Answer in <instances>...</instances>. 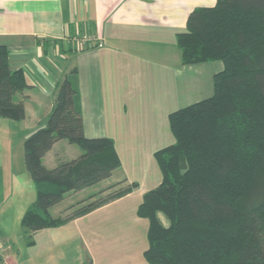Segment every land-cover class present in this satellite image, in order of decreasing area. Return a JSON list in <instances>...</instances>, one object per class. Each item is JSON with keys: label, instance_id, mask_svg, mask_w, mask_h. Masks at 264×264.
<instances>
[{"label": "trees", "instance_id": "obj_1", "mask_svg": "<svg viewBox=\"0 0 264 264\" xmlns=\"http://www.w3.org/2000/svg\"><path fill=\"white\" fill-rule=\"evenodd\" d=\"M176 42L182 65L221 61L223 68L212 78L211 96L168 116L175 141L154 153L161 181L137 208L148 221L144 258L148 264H264V0L196 8ZM76 76L72 69L57 83L46 123L23 142L36 192L21 219L29 243L36 232L83 217L136 186L90 199L72 215H51L67 193L109 178L121 164L112 139L85 136ZM29 87L0 45V119H25L17 95ZM61 140L81 153L47 168L43 158Z\"/></svg>", "mask_w": 264, "mask_h": 264}, {"label": "crops", "instance_id": "obj_2", "mask_svg": "<svg viewBox=\"0 0 264 264\" xmlns=\"http://www.w3.org/2000/svg\"><path fill=\"white\" fill-rule=\"evenodd\" d=\"M215 3L216 0H0V45L7 48L10 68L21 69L30 85L17 95L24 102L25 119H0V264H77L89 260L92 264H148L143 255L147 243L139 245L140 236L134 243L105 242L106 232L116 231L113 219L105 217L118 216L117 210H123L114 206L124 202L131 192L71 220L79 228H75L72 239V234H60L69 228L67 222L36 232L29 243L21 227L28 204L17 209L14 202V161L16 158L19 164L17 177L24 176V158L18 156L20 147L16 153L13 149L11 131L20 125L17 131L24 139L28 135L25 132L31 133L46 123L57 83L76 69L86 137L112 139L120 163L122 153L134 152L137 145H159L161 129L167 128L171 111L183 107L187 96L195 93L187 95L185 82L200 85L203 74L209 73L212 83L214 74L222 70L212 62L182 65L176 42L191 12ZM83 35L92 41L87 49L76 50L71 39ZM211 83L199 93L201 98L211 96ZM156 138L158 142L151 144ZM69 148L68 153H79L64 140L56 142L44 156L43 164L51 168L72 157L63 155ZM133 213L141 219L140 230L146 231L148 221L137 216L136 207ZM11 216H15V238L7 225ZM85 222L96 226L90 228ZM59 228L63 229L54 233ZM85 237L90 238V244ZM104 243L107 248L119 249L123 245L127 249L116 259L102 249ZM75 245L81 254L68 259ZM88 245L94 248V256Z\"/></svg>", "mask_w": 264, "mask_h": 264}, {"label": "rangeland", "instance_id": "obj_3", "mask_svg": "<svg viewBox=\"0 0 264 264\" xmlns=\"http://www.w3.org/2000/svg\"><path fill=\"white\" fill-rule=\"evenodd\" d=\"M212 63H214V64H211V65H216L215 67H217V65H220V66H222L221 69L223 68V63L221 61H216V62H212ZM211 67H214V66H211ZM210 78H211V76H209V73H208V75H206V73H205V74H203V77L201 78L202 81H201L200 85L197 83L190 84V83H188V81L185 82V88L187 90V95L191 91H193V92L195 91V93H193L194 95H192V97H190V95L187 96V101H186L187 103H185L184 106L209 97L208 96V97L201 98L199 93L201 91H204L205 88L210 85V83H211ZM198 88H200L199 91H198ZM211 94H212V89H211ZM171 112H173V111H171ZM19 126L20 125H17L16 128H14L13 131H11V136H12V141H13V149H15L14 150L15 153L17 152V150H19V147H20L21 153H19L18 156H20V159H21L23 156V153H22L23 142H24L25 138L30 134V131L25 132L28 135H26V137L23 139V138H21V135H20L21 132L17 131V128ZM161 130H162L161 137H160L161 142H159V145H157V144H155L154 146L148 145L147 147H140V145H137L138 149L135 150L134 152L126 151V152L122 153L121 166L118 169H116L115 171H113L109 178H107V179H105V180H103V181H101V182H99V183H97L91 187L85 188L81 191L67 193L61 202H59L57 205H55L54 207H52L50 209L51 215L53 217H59V216L65 215V214L72 215L76 210H79L80 208L87 205L91 201L90 199H98V198L103 199L105 197L108 198L109 195L114 194V193H116L122 189H125L128 185H131L132 183H136V186L133 187V189L131 191V195L128 196L127 198H125L124 202H122L121 204L114 206V208H119L123 211L117 210L118 216L108 215L105 217L106 219H113L112 221L116 225V231H115V229H112L111 233L106 232L105 236L107 238H106L105 242L106 243L112 242V241L122 242L121 240H128V242H132V241H134L135 237H137V239H138L140 236L139 245H141V242H143V241H145L147 243V239L145 238L146 233H147V229H146V231L140 230L139 222L141 219L135 218V214L133 213V209L135 207L138 208V205L141 203L144 193L148 192L149 190L156 188L160 184L161 174H160L158 165L156 163V160L154 158V153L160 149H163L164 147H166L168 145L173 144L175 141L173 134L169 128V123L167 125V128H165V126H164V128H162ZM158 140H159L158 138L152 139L150 141V143L153 144L156 141L158 142ZM73 147H74L73 149L79 151V153L76 155H72L71 153L67 152V151H70L71 148L66 149L65 152H63V155H66L68 153L72 157H67V158L63 159L62 161H68L72 158H75L76 156H79V154L81 153L80 149L75 145ZM71 152L74 153V151H71ZM14 163H15V178H16L14 180V182H15L14 183V185H15L14 202L16 205L15 207L18 209L19 206L24 207L23 204H28V206H29L35 200L36 192L34 189V185L31 181L28 173L26 172V170H23L24 176L17 177V173H18L17 169H18L19 164H18V161L16 158H15ZM51 168H53V167H51ZM125 183H127V184H125ZM110 186L111 187L113 186L112 190L109 189ZM13 195H14V193H13ZM90 195H95L96 197L94 196V198H92V197H90ZM15 216H11L9 219V222H7L8 228H9V230L11 229V232H12V238H15V236H17L15 231H14ZM97 218H95V219H97ZM144 221H147V220L145 219ZM73 223L74 222H72V221L68 222L67 224H68L69 228L68 229L64 228V232H62L60 234H67V233H69V235L72 234L71 236H69L70 239H72L74 233H76L75 228L77 230L79 229L78 227H74ZM85 223L87 225H89V223H87V222H85ZM95 226H96V223H94V222L89 225L90 228L91 227L94 228ZM86 227H88V226H86ZM118 227H120V231H118ZM22 229L18 228V231H21ZM61 229H63V228H59V229L54 230V233H56L57 231H59ZM128 231H130V232H128ZM23 235H25L24 230H23ZM141 235H142V237H141ZM108 237H110V238L108 239ZM25 239L27 241H29V239L27 238L26 235H25ZM64 239L67 241L68 237L64 238ZM84 239H85V241L89 242V244L91 243L90 238L85 237ZM30 240L33 241V236ZM132 243H134V242H132ZM76 248L80 249V247L75 245L74 246L75 250L72 253L68 252V259L73 257V255L75 253L81 254L78 250H76ZM72 249H73V247H72ZM102 249L105 252H107L108 256L115 257L117 259V258H120L122 256V254L123 255L125 254L127 247H124L122 245V248H119V249H113V247L107 248V246H105V243H104ZM89 250L91 251L92 256H94V254H93L94 248L92 247V245H88V251ZM82 251H84V250H82ZM28 252L29 251H27V253ZM77 259H79V256H77ZM81 263H84V262H81ZM77 264H79V263H77Z\"/></svg>", "mask_w": 264, "mask_h": 264}, {"label": "built area", "instance_id": "obj_4", "mask_svg": "<svg viewBox=\"0 0 264 264\" xmlns=\"http://www.w3.org/2000/svg\"><path fill=\"white\" fill-rule=\"evenodd\" d=\"M91 41L92 39L87 35H83L81 37H74V39H71L73 48L79 51L87 49Z\"/></svg>", "mask_w": 264, "mask_h": 264}]
</instances>
